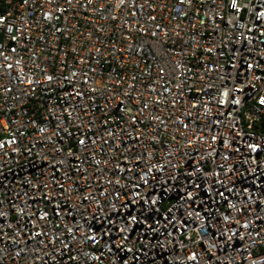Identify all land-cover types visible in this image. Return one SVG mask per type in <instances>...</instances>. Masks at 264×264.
Returning <instances> with one entry per match:
<instances>
[{"label": "built area", "instance_id": "2783aa9c", "mask_svg": "<svg viewBox=\"0 0 264 264\" xmlns=\"http://www.w3.org/2000/svg\"><path fill=\"white\" fill-rule=\"evenodd\" d=\"M0 264H264V0H0Z\"/></svg>", "mask_w": 264, "mask_h": 264}]
</instances>
